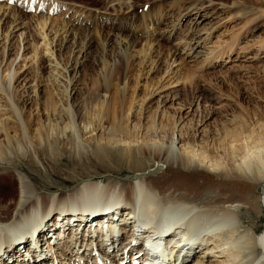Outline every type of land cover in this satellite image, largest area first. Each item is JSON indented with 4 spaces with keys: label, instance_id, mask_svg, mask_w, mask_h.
I'll list each match as a JSON object with an SVG mask.
<instances>
[{
    "label": "bare ground",
    "instance_id": "6f19581e",
    "mask_svg": "<svg viewBox=\"0 0 264 264\" xmlns=\"http://www.w3.org/2000/svg\"><path fill=\"white\" fill-rule=\"evenodd\" d=\"M41 1L37 0L38 3ZM114 1L118 3L117 10L132 8V15L135 16L139 9H142L137 6L140 0H134L132 6L128 3L129 0ZM146 1L164 3L168 0ZM221 1H232L234 6L244 1V4L249 5L248 0ZM2 8L0 5V11ZM23 19L19 21L17 18L8 22L10 25L7 26V32H19ZM37 19L38 22L41 20ZM47 22L46 18L40 23L36 22V25L41 26L39 30H44ZM65 34L56 48L57 60L64 62V71L55 68L57 75L67 80L65 88L58 86L54 90L44 91L39 103L40 108H44L48 115H54L55 118L59 115L60 118H48L49 122L45 126L39 120L35 134L36 140L40 141L39 145L32 144L30 134L33 124L23 113V109L28 105L32 106L36 100L34 102L33 98H30L29 92L26 99L18 97L17 90L14 91L10 87L11 84L0 80V101H3V106L11 114L12 121L0 120V264H9V261H12L11 264H60L62 260L58 257L69 260L64 264H84L86 261L92 264L95 261L92 260L88 249L96 247L104 249L107 255L114 254L115 249H118L115 258L123 260L124 264L154 263L152 256L156 248L163 252V258L169 264H264V229L258 233L255 224L247 225L244 222V216L256 215L260 219L259 216L264 214V123L260 121L261 123H256L253 128H248L245 122L240 121L237 126L234 125L235 128L232 126V129H227L222 136L214 140V150H208L198 144L196 133L194 135L187 126L186 132L179 130L180 133L178 132L177 139L175 138L177 125L181 120L159 125L155 116L147 118L146 123L139 119H125L122 117L123 103L120 98L111 116L107 93L115 80L122 82L126 57L122 55L119 63L108 68L99 80L91 79L92 87L89 90H81L75 98L72 92L74 91L75 95L79 82L82 83L81 79H76L77 66H82L78 58L91 48L90 43L94 35L88 29L85 35L82 32L78 36L75 34L77 40L84 38L85 46H79L80 44L76 43L78 41L73 42L70 53L65 57L62 53L70 43L73 33ZM22 36L23 32L20 33L19 39ZM114 36L117 38L119 35L105 37L104 45L108 46ZM133 45L134 43H127L125 50ZM146 53L142 51L140 54L146 57ZM51 56H54V52ZM44 66L41 63V74L46 70ZM74 71L77 72L75 77L69 78L68 74L71 75ZM84 76L90 77L85 73ZM14 80L15 77L11 82ZM17 83L18 79L14 84ZM68 85L74 86L73 89L70 88V92ZM24 94L26 95V91ZM69 99L70 106L67 105ZM61 105L66 109L63 110ZM97 128L103 132L97 138L92 136L87 139L88 147L92 148L89 151L78 141V129L94 133ZM141 131H145L148 141L159 140V144L146 148L137 146ZM65 141L71 145L70 156L82 159V162L77 159L68 161L69 166H75V175L69 178L75 179L78 185L76 184L69 193L41 194L26 169L15 164V161L27 157L31 168L36 165L33 159L35 157L43 165L49 163L52 167L61 166L66 160L64 149L59 146ZM135 153L141 155L142 159H134ZM89 157H94L96 161ZM147 158L156 167L141 177L136 173L135 178H131L134 180L127 185L112 177L104 179L106 173L113 175V172L117 171L116 167L125 163L124 160L139 170ZM106 161L115 163V169L104 167ZM13 171L17 172L20 183L18 195L13 187ZM171 173L175 177L172 181L167 179V175ZM175 182L178 183L172 185ZM178 193L183 196H176ZM189 197L199 200L194 199L195 201L191 202ZM8 199L12 203L6 205L5 201ZM98 202L99 204H95ZM116 205L121 206L115 215L98 217L96 225H92V222L90 227L84 228V225L90 222L87 212L92 213L94 210L99 211ZM10 209L13 213H10ZM57 210L72 213L70 216L56 215ZM125 211H130L131 214H124ZM143 212L150 218L159 217L163 220L161 222L168 224L167 231L175 229L176 235L167 236L164 243H158L152 233L140 234L137 237L132 217H135L136 222H140ZM71 226L76 230L72 229L68 234L66 231L71 229ZM51 232L54 234L50 235ZM100 232L101 237L107 238L118 234L113 239L111 248L99 242L97 238H100ZM66 234L69 235L67 238ZM47 236L49 252L44 250L47 252L44 254L40 250L45 246L44 240ZM132 241L137 243V248L136 245L130 247ZM54 252L59 255L55 256ZM52 253L56 261L48 263ZM109 259L116 260L111 256ZM96 264L112 263L108 258H104L102 263L96 261Z\"/></svg>",
    "mask_w": 264,
    "mask_h": 264
},
{
    "label": "rangeland",
    "instance_id": "374dc122",
    "mask_svg": "<svg viewBox=\"0 0 264 264\" xmlns=\"http://www.w3.org/2000/svg\"><path fill=\"white\" fill-rule=\"evenodd\" d=\"M28 1L22 0V5L14 6L0 1V5L3 6L0 11V80L8 85L11 84L10 87L14 91L17 90L18 97L26 99L29 92L30 98H33L34 102L36 100L32 106L28 105L23 109L27 120L33 124L30 134L33 145L40 144L35 138L36 124L39 120L45 126L49 122L48 118L54 120L60 118L59 115L56 118L54 115L51 117L39 105L44 91L54 90L58 86L64 89L67 82L55 71V68L64 71V62L57 60V45L66 36L65 32H69V35L73 33L70 43L62 53L67 57L73 42L78 41L76 43H79V46L82 44L85 46L84 38L77 40V36L81 32L85 35L87 29L94 35L90 43L91 48L79 56L78 60H81L82 66H77L78 73L74 71L71 75L68 74L69 78H73L77 73L76 79L79 78L84 83L79 82L75 95L74 91L72 92L75 98L81 90H89L92 87L91 79L99 80L108 68L119 63L123 55L126 57L123 80L120 83L115 80L109 86L107 93L110 100V114L114 107H117L116 103L120 98L123 103L122 117L124 116L125 119H139L146 123L147 118L155 116L159 125L181 120L177 125L175 138L177 139L179 130L185 133L187 126L194 135L196 133L198 144L208 150H214V140L222 136L227 129H232V126L235 128L234 125L237 126L240 121L245 122L248 128H253L256 123H264V0H248L249 5L241 1L236 6L232 1L225 3L221 0H177L176 2L168 0L164 3L140 0L137 6H141L142 9H139L137 16L132 15V8L117 10L118 3L114 0H42L39 3L37 0ZM133 1L129 0L128 3L132 6ZM32 4L34 7L36 4L35 11L32 10ZM17 18L19 21L24 18L21 30L14 33L11 30L7 32V26L10 25L8 22H13ZM37 18L41 20L47 18L48 22L44 30L42 28L39 30L41 26L36 25V22L41 21L38 22ZM22 32L23 36L19 39ZM109 35L119 36L117 38L114 36L109 45L105 46L103 39ZM24 39L25 41L22 42ZM127 43L134 45L131 48L128 46V50L127 48L125 50ZM46 48L49 51L46 52ZM142 51L147 52L146 57L140 54ZM53 52L54 56H51ZM41 63L46 68L44 74L40 71ZM84 73L91 78L84 76ZM13 77L15 80L18 79L17 84H14L15 80L11 82ZM68 86L70 92V88L73 89L74 86ZM24 91L26 95H23ZM70 101L69 99L68 106L71 105ZM3 105V101H0V120L7 119L8 122H12L11 114ZM61 108L66 109L64 105H61ZM103 113L104 111L102 115ZM182 122L183 124L180 125ZM88 132L89 130L78 129L77 138L91 151L87 139L92 136L99 137L103 130L97 128L94 133ZM137 140V146L143 148L159 144V140L148 141L145 131L140 132ZM59 148L64 149L66 160L61 166L52 167L53 165L49 163L44 166L34 155L36 165L31 168L27 163L29 159L27 157L15 161V164L26 169L41 194L69 193L76 187L77 181L69 178L75 175L73 170L75 166H69L68 161L77 159L82 162V159L70 156L72 150L67 141ZM140 156L135 153L133 158L142 159ZM89 158L96 161L94 157ZM124 161L122 166L116 167L117 171L113 172V175L106 173L104 179L112 177L121 184L127 185L134 180L131 178H135L136 173L141 177L156 167L148 158L138 168L139 170L129 161ZM105 166L115 169V163L110 161H106ZM13 173H15L13 187L18 195L20 186L18 174L15 171ZM168 178L172 181L171 179L175 177L171 173L167 175ZM176 183L178 182L172 185ZM179 194L182 193L176 196H180ZM189 199L192 200L191 202L194 199L199 200L193 197ZM10 203L12 201L9 199L5 201L6 205ZM119 206H108L103 210H94L86 214L93 219L108 217L112 213L115 214ZM10 213H13L12 209ZM71 213L72 211L66 213L55 211L56 215L62 216H70ZM125 213L128 214L129 211ZM248 217L244 216V222L247 225L255 224L258 233H261L264 229V214L259 216L260 219L256 215ZM70 222L75 221L70 220ZM91 223L87 222L84 228L90 227ZM72 229L76 230L71 226L66 232L69 234ZM68 234L65 238L69 236ZM48 240L47 236L44 240L45 246L40 250L44 254L49 252ZM88 252L95 261L92 264H96L100 257L108 258L112 264L123 263V260L115 258L116 252L107 255L101 247L88 249ZM57 254L56 252L55 256ZM55 256L53 257L52 253L48 263L55 262ZM110 256L116 260L111 261ZM58 258L62 260L60 264L69 262L65 257ZM11 262L9 261V264ZM84 264H89V261Z\"/></svg>",
    "mask_w": 264,
    "mask_h": 264
}]
</instances>
